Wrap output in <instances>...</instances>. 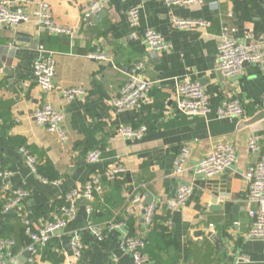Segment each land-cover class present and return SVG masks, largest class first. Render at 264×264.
Instances as JSON below:
<instances>
[{
	"label": "crops",
	"instance_id": "0c3cea01",
	"mask_svg": "<svg viewBox=\"0 0 264 264\" xmlns=\"http://www.w3.org/2000/svg\"><path fill=\"white\" fill-rule=\"evenodd\" d=\"M93 1L48 0L56 21L74 30L72 37L49 35L34 19L15 29L0 28V61L14 71L13 76L0 72V169L13 171L12 185L30 192L17 211L33 216L40 224L48 223L70 190L85 186L94 176L104 186L92 202L91 215L85 209L87 202H79L77 219L42 252L40 263L72 262L71 237L79 230L86 247L80 264H133L131 254L121 249L119 241L125 235L147 233L144 208L155 203L161 206L158 223L169 226L173 238L180 242L174 259L181 263L201 264L194 259L205 254L199 256L200 252L192 248L209 242L216 253L223 255L222 264H264V239L245 238L252 220L244 203L248 193L245 174L257 160L249 153L247 142L255 138L264 146V117L250 123L255 116L264 115V64L247 65L238 78L222 81L215 62L224 26L239 43H264V0H205L195 7L174 8L164 0H112L106 15L90 19ZM38 3L35 0L27 9L31 18ZM131 8L141 9L137 30L127 20ZM173 19H201L210 26L205 30L180 29ZM147 28L161 34L171 49L163 53L149 50L143 39ZM17 34H26L30 42L16 43ZM40 46L44 53L39 52ZM96 52L108 61L91 58ZM50 54L56 60V86L85 91L74 101L54 102L65 116V144L34 119L36 109L50 97L34 81L32 66L35 59ZM138 62L145 63L146 76L153 82L149 99L133 112L116 114L112 103L128 70ZM184 80L208 89L214 109L209 118L175 110L176 81ZM231 98L242 102L245 116L216 119L219 103ZM121 126H146L148 131L140 140L130 141L118 134ZM217 143L238 150L237 164L212 178L195 176V166ZM183 146L192 151L185 178L193 183V193L181 211L169 214L165 202L176 196L183 183L184 177L173 176L174 160ZM23 150L36 158L38 175L57 184H44L32 174ZM93 150L102 151L101 162H87L86 156ZM118 160L127 172L110 181L106 172ZM137 194L142 197V205L132 210L130 201ZM18 212L8 219L0 212V238L6 232V222L13 224ZM110 222L124 225L111 231L107 228ZM89 225L103 229V241L86 230ZM27 244L24 238V247L14 251L16 257L11 264L24 255ZM145 254L148 264H154L147 249Z\"/></svg>",
	"mask_w": 264,
	"mask_h": 264
},
{
	"label": "built area",
	"instance_id": "2783aa9c",
	"mask_svg": "<svg viewBox=\"0 0 264 264\" xmlns=\"http://www.w3.org/2000/svg\"><path fill=\"white\" fill-rule=\"evenodd\" d=\"M35 0H0V28L15 29L22 23H30L32 19L38 27L52 36H70L74 30L68 26L61 25L52 14L48 0H39L33 18L27 13V9ZM112 0H94L89 9V17L96 16L106 9ZM166 5L174 7H195L202 4L205 0H164ZM127 20L131 28L138 29L141 25V9L131 8L127 11ZM174 26L180 29H206L210 26L209 22L201 19L176 20L173 19ZM146 47L157 53H163L171 49V44L155 29L147 28L143 33ZM39 52L44 53V47H39ZM100 61H108L104 54L94 53L90 56ZM216 67L225 79L234 80L240 76L245 66L264 64V43L243 44L235 40L228 26L222 28L219 44L216 53ZM56 60L54 55L35 59L32 66V76L40 89L49 95L50 101L44 103L36 109L34 119L37 124L45 127L49 133L58 136L59 140L65 144L68 136L63 128L65 116L55 107L57 99L67 102L74 101L85 95V91L80 87L61 88L55 84ZM126 81L123 84L117 98L114 99L112 106L116 114L133 112L142 104L146 103L153 88V82L146 76V65L138 62L130 67L126 74ZM58 95L60 98H51ZM176 105L175 110L188 116H201L209 118L214 109L208 89L198 82L190 80L176 81ZM246 110L238 98L222 100L215 111V118L218 120L243 118ZM148 129L146 126L138 128L121 126L118 134L125 140H140ZM249 153L257 156L256 162L251 165L245 178L248 182V193L244 199L247 206L252 225L246 239H264V146H261L255 138H250L247 142ZM25 162L32 174L37 175L44 184H57L38 175L37 160L27 151L23 150ZM192 157L189 146H183L174 160L173 176L183 178V183L178 188L174 198L167 199L165 210L171 214L181 211L193 193V183L185 178ZM238 150L229 144L217 143L212 152L203 158L194 168L193 173L197 177L212 178L231 170L238 162ZM120 159V158H118ZM86 160L88 163H98L103 160L101 150L90 151ZM120 160L111 164L106 172L110 181L117 180L126 174ZM14 172L9 169H0V191L3 194L4 213H11L22 207L23 203L30 197V192L23 188L14 187L11 179ZM101 179L97 176L83 187L70 190L64 195L63 204L59 206L48 223L40 224L30 215H21L22 224L25 227V234L29 243L23 249L29 252L27 264H41L42 252L48 248L52 239L61 236L63 230L71 225L78 217L79 202L85 200L86 212L93 213L92 202L96 196L103 191ZM131 209L136 210L142 205V197L134 195L130 201ZM159 204L152 203L144 208L143 222L147 233L141 236L125 235L120 239V247L123 251L131 254L133 264H148L149 259L145 254L150 245L149 231L154 223V219L160 211ZM124 222H110L107 225L109 230L121 228ZM86 230L99 241L104 240L103 229L99 226H87ZM73 251V261L69 264H80V259L85 250V244L81 232L75 231L70 243ZM16 242L12 239L3 238L0 240V264H11L15 259ZM238 264V262L232 263Z\"/></svg>",
	"mask_w": 264,
	"mask_h": 264
},
{
	"label": "trees",
	"instance_id": "16d2710c",
	"mask_svg": "<svg viewBox=\"0 0 264 264\" xmlns=\"http://www.w3.org/2000/svg\"><path fill=\"white\" fill-rule=\"evenodd\" d=\"M4 203L5 199H3V194L1 193L0 212L5 214L7 219L9 218L10 214L18 212L14 210L11 213H4ZM16 214L18 217L15 218V222L13 224L6 222V232L2 238H0V240L3 238L14 240L17 244L15 250L20 252L21 248L24 247V238H27L28 240V237L25 234V227L21 220V215L23 214L19 212ZM30 217L33 218V216ZM158 222L159 221L157 220V217H155L154 223L149 231L150 245L147 248L149 258L154 261V264H185L181 263L180 259H174L177 249L180 246L179 240L173 238L169 226ZM56 240L57 239H52L48 248H50V246L55 243ZM192 249L194 251L197 250L200 252L199 256L205 254V257L203 258H200L198 255H196V258L194 259L196 262H200L201 264H212L213 262H217L219 264L223 263V255L216 253L214 251V246L209 242H206L204 246L195 245ZM166 260H168L170 263Z\"/></svg>",
	"mask_w": 264,
	"mask_h": 264
},
{
	"label": "water",
	"instance_id": "95a60500",
	"mask_svg": "<svg viewBox=\"0 0 264 264\" xmlns=\"http://www.w3.org/2000/svg\"><path fill=\"white\" fill-rule=\"evenodd\" d=\"M107 14V11L103 10L102 12H100L98 14V16L96 17V19H101L104 15ZM93 17H90V19H92ZM23 42H30L29 37L26 34H17V38H16V43H23ZM155 54V53H153ZM12 68L7 67L2 61H0V72L2 71L3 74L7 75V76H13L14 75V71L11 70ZM222 81H225V78L223 76V74L219 71V73L217 74ZM264 117V115L259 114L257 116H255V118H253V120L250 121L251 124L257 122L258 120L262 119ZM149 206V205H148ZM147 207V205H146ZM29 257V252H25L24 255L19 259L16 260L15 263L13 264H18V262H22V263H26L27 258Z\"/></svg>",
	"mask_w": 264,
	"mask_h": 264
}]
</instances>
